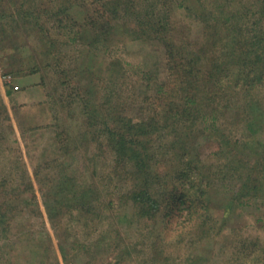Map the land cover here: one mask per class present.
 I'll return each instance as SVG.
<instances>
[{
  "label": "rangeland",
  "instance_id": "374dc122",
  "mask_svg": "<svg viewBox=\"0 0 264 264\" xmlns=\"http://www.w3.org/2000/svg\"><path fill=\"white\" fill-rule=\"evenodd\" d=\"M259 1L223 29L224 62L203 17L174 0H37L0 21L24 44L17 79L0 71V264H264V189L236 194L264 153V126L259 155L238 145L250 105L264 125ZM186 86L212 95L214 127L177 113ZM186 182L200 200L190 216Z\"/></svg>",
  "mask_w": 264,
  "mask_h": 264
},
{
  "label": "trees",
  "instance_id": "16d2710c",
  "mask_svg": "<svg viewBox=\"0 0 264 264\" xmlns=\"http://www.w3.org/2000/svg\"><path fill=\"white\" fill-rule=\"evenodd\" d=\"M21 0H0V21L6 19L8 16L11 15H20V10L24 9L26 12H29L30 14H35L36 13V1L33 0H26L29 4H23V2H21V4L19 3ZM35 1V2H34ZM149 1V0H146ZM151 1V0H150ZM174 1H178L177 4V8L178 7H185V9L187 11H192V14L196 17H203V21L207 22L205 23V27L206 29H208L209 31H213L215 33V35L217 36V39H214L215 42L219 43V48L222 49L223 48V52L220 54L222 55V62H224L225 57H227L226 53L227 51L225 49V47L227 46L228 43L224 42V39L229 37V34L224 31L225 27H229L230 24L235 25V23L237 21H239L243 16H245L246 18L248 17V15L251 14V10H252V5H256L255 2L256 0H212L213 2L211 4H209L210 8H205L204 4L206 0H174ZM264 0H260L259 2H263ZM19 3V4H18ZM135 5V1L133 2ZM155 3V1H153V4ZM18 4V5H17ZM136 5H138L136 3ZM151 5V4H149ZM160 4H158L156 2L155 7L159 6ZM26 6V7H25ZM139 6V5H138ZM154 6H142V8H140L141 10H139L135 15L140 14L141 17L144 16L148 13H152ZM107 8H109L112 13L117 9L115 6H108ZM202 11V12H201ZM26 13H24V17H26ZM158 21V20H157ZM161 22V21H160ZM158 23V22H157ZM224 26V27H222ZM10 27V26H9ZM96 27V26H95ZM213 29V30H212ZM219 29V30H218ZM224 29V30H223ZM223 30L224 34H223ZM218 31V32H216ZM96 32V31H95ZM14 34H16L15 29L10 30V28L8 29L6 26H3L2 24H0V71L2 72L3 76H9V78L11 77V79H13L15 81V79H17V75H19V58L22 54V52L18 51L17 48H23L24 44H21V42L18 40L19 38H17V35L14 36ZM96 35V33H95ZM98 36V35H97ZM225 37V38H224ZM223 41V42H222ZM21 47L20 46V44ZM216 44V43H214ZM178 47L175 48L174 44L171 45V54H177L176 52L179 51V53H182L181 50H179L178 48H182L183 46H179V44L177 45ZM215 46V45H214ZM168 47V46H167ZM12 49H16L17 52L16 53H12L11 50ZM176 51V52H175ZM230 53H233V49L230 50ZM264 61V59H263ZM263 63V64H262ZM260 63V65H263L262 67L260 66V68H264V62ZM221 64L218 63L217 68L215 69V71H219V66ZM219 79V78H217ZM186 85V83H185ZM6 88H8V90L6 91V95L10 96V86L6 85ZM188 88L189 86L184 87V89H186V96H185V108H181L180 110L177 111V113L180 114L181 113H188L189 111L194 110L195 113H200L202 116L201 120L203 123H205L207 121V119L209 118L208 124L206 127L209 126L210 127H214V120L216 119L215 116L213 115V111H214V102L215 100H213V98L211 97L212 95H209V93L205 90V89H200L197 90L198 92H196L195 90H190L189 88V92H188ZM216 92H219V88L216 87ZM221 93V92H220ZM215 96H217V94H215ZM188 97V98H187ZM216 98V97H215ZM187 103H190V105H187ZM218 103V101H217ZM216 103V105L218 106V104ZM219 106L221 107L222 105L219 104ZM248 106V105H247ZM170 107V105H169ZM165 108V107H164ZM226 108V107H224ZM260 112V108L256 107L255 105H250L249 109H248V113H252L251 118H247V116H241L239 117L240 119V123H241V127L242 129L246 132L245 134V139L242 140V142L238 143V145H241L244 149L247 148V146H249L251 148V150L249 152H254L256 154H260L259 152V147L257 146L258 144L261 143V136H260V132L262 131L263 128V124L261 122L258 121V117L260 118L259 115H257ZM247 113V114H248ZM97 114V112H96ZM175 116V113L172 114V117ZM208 116V117H207ZM171 117V116H170ZM113 137L115 138H119V135L116 134H112ZM259 136V138H258ZM248 138V139H247ZM124 140V139H123ZM263 140V139H262ZM127 143H129L132 146L131 142H128L126 140ZM137 142V141H136ZM122 143V142H121ZM125 143V142H123ZM237 144V141H235V145ZM122 145V144H121ZM128 147L126 148L125 145H123L122 147V151L125 152V155H129L131 156V158H135L137 159V162L135 164V168H136V172L140 171H144L145 169H147V166L145 164V161L141 155V152H139L137 149L133 147ZM140 147V146H139ZM120 151V152H122ZM242 151V149L240 150ZM264 150H261V154L263 153ZM238 154L241 156V153L239 151H237ZM236 157L233 155L234 158H240L237 153L235 154ZM247 157V155H246ZM261 158V163H260V174H257L258 172H253V170H249L246 167H243L244 172H237V177H240V188L239 190H237L236 194H243L244 195H249V191L252 197V193L259 189L262 188L264 189V153L263 155L260 156ZM237 160V159H236ZM238 161V160H237ZM239 162V161H238ZM243 161L241 160V163ZM248 163V162H247ZM187 183V194L186 195V207L187 210L186 212L188 213V215L190 216L192 213H195L198 210V206H199V196L198 195H194L193 193H196L198 191L197 185L195 184H190L188 182ZM199 183V182H198ZM257 184V185H255ZM256 188V189H255ZM255 189V190H254ZM1 192L3 193V191L1 190ZM0 192V194H1ZM132 194V199H134V201L143 203L142 200L146 199V192L144 189H141L139 191H133ZM202 194H204L202 192ZM243 196H241L240 199L238 200H242ZM250 198L244 199L243 201H246ZM237 206H241L244 205L245 202H239L237 203ZM203 206L204 205H200ZM148 209L149 212L151 211V209H154V205L153 204H149L148 205ZM190 220V219H189ZM244 249V248H243ZM257 250V244H252V248L250 249V251L246 252V257L250 258L251 260H253V258H251L252 254L256 253Z\"/></svg>",
  "mask_w": 264,
  "mask_h": 264
}]
</instances>
